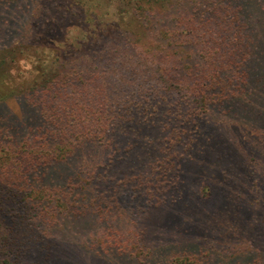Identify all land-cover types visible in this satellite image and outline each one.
I'll use <instances>...</instances> for the list:
<instances>
[{
  "label": "trees",
  "instance_id": "16d2710c",
  "mask_svg": "<svg viewBox=\"0 0 264 264\" xmlns=\"http://www.w3.org/2000/svg\"><path fill=\"white\" fill-rule=\"evenodd\" d=\"M99 1L122 17L132 13L143 34L113 32L79 71L95 70L91 83L80 87L66 74L1 86L0 105L23 99L37 107L38 119L26 127L28 121L0 116V264H43L37 251L51 260L48 229L62 217L88 214L96 224L88 248L101 259L95 264H264V252L251 246L264 206V135L246 139L249 192L234 211L222 210L226 190L203 163L220 104L251 92L243 84L251 79L247 65L257 60L264 0ZM33 2L0 0L3 11L21 8L20 16ZM164 6L172 24L155 29L151 17ZM187 28L202 31L192 42L202 61L181 78L175 40ZM163 36L171 38L167 49ZM21 46L37 50L31 41ZM105 60L121 82H101ZM187 189L190 201L203 193L202 212L212 218L201 240L175 236L152 246L129 225L149 206L178 203ZM184 213L189 222L193 214Z\"/></svg>",
  "mask_w": 264,
  "mask_h": 264
},
{
  "label": "rangeland",
  "instance_id": "374dc122",
  "mask_svg": "<svg viewBox=\"0 0 264 264\" xmlns=\"http://www.w3.org/2000/svg\"><path fill=\"white\" fill-rule=\"evenodd\" d=\"M95 1L82 0L83 3L75 4V1L70 0V5L69 1L62 4V0H41L39 3L35 0L32 11L22 14L23 16H20L21 8L3 11L0 4V44L3 43L6 47L1 48L0 45V96L5 86H27L28 83L33 84L35 81L40 82L66 74H70L69 79L81 80L79 84L83 87L85 82H92L91 74H94V77L96 71L87 72V76L85 72L79 71L88 62L89 57L96 56L99 54L97 51L105 48V43L114 36L113 32L116 34L118 31L125 32L129 29L132 33L139 30L143 34L142 27L132 13L125 11L122 17L115 5L109 8L98 5L99 0ZM66 3L69 8L64 10ZM171 14L172 11L166 6L159 9L151 17L154 28L162 27L166 23L172 24L169 19ZM208 18L209 15H206V19ZM207 26L211 27V22L207 23ZM262 28L256 39L257 60L247 65L251 74L250 82L243 84L251 92L245 97L233 96L220 104L221 109L219 113L216 111L211 137L207 148L204 149V167L216 169L226 190V203L222 208L224 212L236 210L242 197L249 192L251 155L244 150L246 139L253 138L260 132L264 135L263 25ZM201 33L199 29L194 31L187 28L175 40L177 54L181 57V66L176 72L181 78L190 72L191 66L196 67L198 62L202 61L200 53L197 52L198 46L192 44ZM97 38H100L101 42H98ZM30 41L37 47L35 52L21 46ZM162 41L167 49L171 38L163 36ZM101 63L102 70L105 71V75L100 76L101 82H121V72L115 69L114 64L109 60ZM2 85L5 86L1 87ZM1 105L0 116L11 117L15 122L28 121L26 127L38 119L37 107L23 99H8ZM204 197L203 193H200L190 201L192 197L188 195L187 189V193L178 203L167 202L159 207L149 206L144 213L133 217L134 225L131 222L129 225L141 230L152 246L167 244L175 236L190 243L197 242L204 238L206 224L212 220L211 215L202 212L207 204ZM187 210L191 211L193 218L183 223L184 212ZM93 219L94 216L89 214L60 218L52 229H48L45 239V242L51 245V260L45 261L41 251L34 253V256L40 258L43 264L99 262L101 259L92 254L87 244L89 236L96 231ZM251 246L254 251L264 252V206L260 209L259 220L251 236Z\"/></svg>",
  "mask_w": 264,
  "mask_h": 264
}]
</instances>
